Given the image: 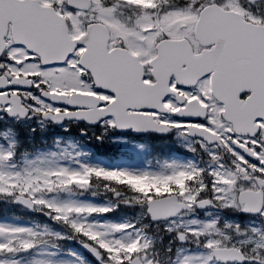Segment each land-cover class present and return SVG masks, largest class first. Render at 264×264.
<instances>
[{
	"label": "snow or ice",
	"instance_id": "snow-or-ice-1",
	"mask_svg": "<svg viewBox=\"0 0 264 264\" xmlns=\"http://www.w3.org/2000/svg\"><path fill=\"white\" fill-rule=\"evenodd\" d=\"M0 264H264V0H0Z\"/></svg>",
	"mask_w": 264,
	"mask_h": 264
},
{
	"label": "rangeland",
	"instance_id": "rangeland-1",
	"mask_svg": "<svg viewBox=\"0 0 264 264\" xmlns=\"http://www.w3.org/2000/svg\"><path fill=\"white\" fill-rule=\"evenodd\" d=\"M82 139L84 141H88V139L86 137H83ZM90 141L93 145H95L97 147L98 152L94 153L93 151L87 150V152L89 153V156L81 158V160L84 162H89V163L96 164V165H99L102 167H111V166H115L118 163V161L120 160V158L128 157L132 153L136 152L137 156L141 157L139 163L142 166L145 164L151 165V159H146V160L144 159L145 151L144 150L142 151L139 148L136 149L135 147H133L131 142L125 141V142L110 143V142L106 141L105 143L99 144L94 139H90ZM71 142L76 145L75 151L81 152V148H80L78 142H76L74 139H72ZM68 143L69 142L67 140H64L62 138L61 139V148L67 147ZM40 146L41 147L43 146L42 148H44V149H40V148H38V149H39V151H43V152H47V151H57L58 152L60 150L51 144L40 145ZM31 154L32 155H29L27 157L28 159H34L37 152L31 151ZM96 154L99 156H97ZM22 161H23V157L21 158V163H22ZM158 165H159V161L156 162L155 167H158ZM103 190H104V187H103ZM73 198H76V197H73Z\"/></svg>",
	"mask_w": 264,
	"mask_h": 264
},
{
	"label": "trees",
	"instance_id": "trees-1",
	"mask_svg": "<svg viewBox=\"0 0 264 264\" xmlns=\"http://www.w3.org/2000/svg\"><path fill=\"white\" fill-rule=\"evenodd\" d=\"M160 141L161 139H159L158 137H152L151 139L148 140V142L150 143V148L154 155H156V153L173 152V151L176 152L178 150L176 148H173L170 144H162ZM15 215L20 216L25 220H29L31 218L29 214L27 215L21 214L18 209L15 211Z\"/></svg>",
	"mask_w": 264,
	"mask_h": 264
}]
</instances>
